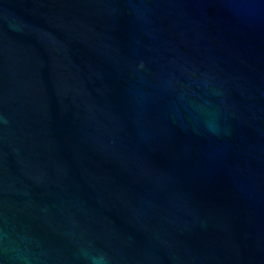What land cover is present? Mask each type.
Returning <instances> with one entry per match:
<instances>
[{"label": "water", "instance_id": "obj_1", "mask_svg": "<svg viewBox=\"0 0 264 264\" xmlns=\"http://www.w3.org/2000/svg\"><path fill=\"white\" fill-rule=\"evenodd\" d=\"M0 264H264V0H0Z\"/></svg>", "mask_w": 264, "mask_h": 264}]
</instances>
